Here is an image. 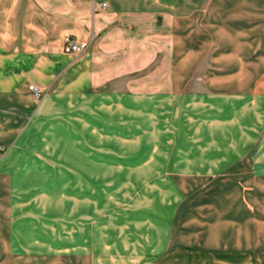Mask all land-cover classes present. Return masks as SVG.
<instances>
[{
    "label": "rangeland",
    "instance_id": "obj_1",
    "mask_svg": "<svg viewBox=\"0 0 264 264\" xmlns=\"http://www.w3.org/2000/svg\"><path fill=\"white\" fill-rule=\"evenodd\" d=\"M18 31L17 43L36 38ZM234 87L221 84L209 126L196 125L207 118L197 113L173 117L168 148L153 147L149 125L133 134L127 121V130L108 133L101 92L94 100L66 91L39 99L38 115L8 146L0 145L9 214L19 231L32 226L35 235L52 240L33 250L120 235L156 247L153 240L167 229L174 258H164V250L157 264H264V115H250L247 105L254 101L245 90L237 98ZM258 93L254 113L264 112V84ZM239 106L241 115L235 114Z\"/></svg>",
    "mask_w": 264,
    "mask_h": 264
},
{
    "label": "crops",
    "instance_id": "obj_2",
    "mask_svg": "<svg viewBox=\"0 0 264 264\" xmlns=\"http://www.w3.org/2000/svg\"><path fill=\"white\" fill-rule=\"evenodd\" d=\"M19 4H25L21 26ZM0 20V36L8 37L0 38V145L8 146L38 115L39 99L59 91L91 100L101 92L108 133L127 130V121L133 134L149 125L148 139L158 148L173 142L166 139L173 140L168 129L177 115L207 116L196 125L209 126V110L220 104L225 82L235 85L237 98L245 90L254 101L247 105L250 115H264L253 109L264 84V0H0ZM19 28L36 38L15 42ZM67 36L83 46L81 53L63 51ZM29 84L41 90L40 98ZM5 195L0 187V264H155L174 258L167 229L153 240L156 247L120 235L34 251L35 243L52 240L35 235L32 226L19 231ZM162 217L166 223L170 218ZM21 243L31 250H19Z\"/></svg>",
    "mask_w": 264,
    "mask_h": 264
},
{
    "label": "built area",
    "instance_id": "obj_3",
    "mask_svg": "<svg viewBox=\"0 0 264 264\" xmlns=\"http://www.w3.org/2000/svg\"><path fill=\"white\" fill-rule=\"evenodd\" d=\"M63 51L66 53H71V54H78L83 51V46L79 44L77 41L70 37H66L64 40L63 44ZM29 91L32 92V94L36 97L39 98L42 95L41 90L34 86L33 84H30L28 86ZM1 147V146H0Z\"/></svg>",
    "mask_w": 264,
    "mask_h": 264
}]
</instances>
